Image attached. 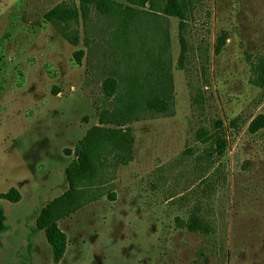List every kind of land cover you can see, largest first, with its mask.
<instances>
[{
	"label": "rangeland",
	"instance_id": "1",
	"mask_svg": "<svg viewBox=\"0 0 264 264\" xmlns=\"http://www.w3.org/2000/svg\"><path fill=\"white\" fill-rule=\"evenodd\" d=\"M62 1L78 4L0 0V264H264V89L251 72L264 55V0H189L183 21L160 15L172 113L127 126L132 160L107 159L101 195L56 222L66 246L53 260L35 218L66 189L116 59L102 55L103 18L89 49L81 28L72 46L44 20ZM193 212L208 235L185 227Z\"/></svg>",
	"mask_w": 264,
	"mask_h": 264
},
{
	"label": "trees",
	"instance_id": "2",
	"mask_svg": "<svg viewBox=\"0 0 264 264\" xmlns=\"http://www.w3.org/2000/svg\"><path fill=\"white\" fill-rule=\"evenodd\" d=\"M189 0H78V4L62 1L43 16L70 45L80 42L89 49L94 37L91 29L95 19L103 18L99 31L107 35L105 48L115 55L113 68L102 84L103 107L97 110L98 125L90 127L73 148V159L64 170L66 189L45 203L35 218V229L44 230L46 240L58 261L65 250L66 238L57 228L62 220L101 194L97 181L105 170L107 159L112 166L127 165L132 160L133 137L127 126L155 115L172 113V86L169 71L167 34L161 14L176 16L183 21L191 8ZM152 24L154 40L144 37L147 24ZM179 31H182V24ZM226 40L223 32L216 39L218 53ZM89 51V50H87ZM83 51L74 53L80 62ZM111 63V65H112ZM253 83L264 89V55L251 64ZM70 153V150H65ZM185 227L190 232L208 235V223L191 213Z\"/></svg>",
	"mask_w": 264,
	"mask_h": 264
}]
</instances>
